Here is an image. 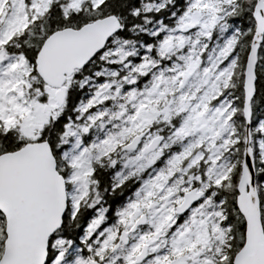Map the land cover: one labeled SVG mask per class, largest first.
Listing matches in <instances>:
<instances>
[{
    "label": "snow or ice",
    "instance_id": "obj_1",
    "mask_svg": "<svg viewBox=\"0 0 264 264\" xmlns=\"http://www.w3.org/2000/svg\"><path fill=\"white\" fill-rule=\"evenodd\" d=\"M0 264H264V0H0Z\"/></svg>",
    "mask_w": 264,
    "mask_h": 264
}]
</instances>
